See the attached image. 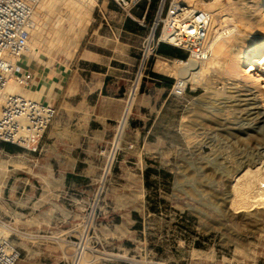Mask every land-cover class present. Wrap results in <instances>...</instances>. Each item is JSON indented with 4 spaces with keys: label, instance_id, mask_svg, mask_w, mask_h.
I'll return each mask as SVG.
<instances>
[{
    "label": "rangeland",
    "instance_id": "1",
    "mask_svg": "<svg viewBox=\"0 0 264 264\" xmlns=\"http://www.w3.org/2000/svg\"><path fill=\"white\" fill-rule=\"evenodd\" d=\"M160 1H150L147 10L143 5L129 17L111 1L96 0L76 42L70 38L79 30L80 15L69 1L44 0L35 7L34 19L41 18L50 28L39 29L38 49L28 46L21 60L66 77L60 92L53 90L55 83L43 101L55 104L57 123L70 111L75 113L82 99H93L91 92L101 85L106 94L122 98L124 109L136 84L137 90L118 145L115 137L112 145L100 150L105 167L95 172L96 183L70 181V192L83 201L36 204V155L13 146L6 150L0 144V228L18 249L16 264H78L81 257L73 258L74 243L82 235L87 248L79 264H264V209L236 213V205L230 203L233 178L245 169L243 165L264 161V124L254 120L264 112L262 83L245 80L238 70L240 74L226 71L220 61L201 84L187 83L182 98L173 96L177 80L155 72L154 64L157 60L185 62L186 55L170 48L168 55L155 53L146 65L141 62ZM170 1L164 0V9ZM211 1L192 0L194 4ZM232 1L221 2L227 20L218 17L215 41L225 38L230 45L239 36L261 38L252 24L260 14L252 13L256 19L250 25L244 17L247 10L241 8L243 1ZM55 7L60 10L56 17L51 14ZM255 68L259 70V65ZM44 77L48 78L46 73ZM231 81L242 85L238 95L252 93L255 98L224 99L230 90L221 87H229ZM33 88L34 84L27 90ZM141 95L152 104L167 102L159 116L158 105L146 113V123L155 122L143 154L134 156L121 151L125 138H132L129 123ZM133 141L126 146L132 148ZM123 160L141 162L143 167L120 166ZM23 178L34 184L11 185Z\"/></svg>",
    "mask_w": 264,
    "mask_h": 264
},
{
    "label": "built area",
    "instance_id": "2",
    "mask_svg": "<svg viewBox=\"0 0 264 264\" xmlns=\"http://www.w3.org/2000/svg\"><path fill=\"white\" fill-rule=\"evenodd\" d=\"M109 1L131 17V13L143 5L147 10L151 0ZM39 2L40 0H0V144L17 147L30 154L39 152L40 141L56 114L55 104L37 102L19 94L6 95L5 90L12 84L25 90L33 82L32 71L20 67V64L28 51L27 25ZM145 12L141 17L142 21ZM212 17V12L195 10L175 0L170 1L164 9V0H161L153 20V28L141 50L142 64L146 65L160 46L184 53L185 62L190 59L199 62L207 60L216 39ZM185 90L186 84L180 80L175 81L172 86L173 96L176 98H182ZM128 148L131 149V146ZM74 245L73 258L78 259L87 248L84 236ZM19 256L11 236L0 237V264H16Z\"/></svg>",
    "mask_w": 264,
    "mask_h": 264
},
{
    "label": "crops",
    "instance_id": "3",
    "mask_svg": "<svg viewBox=\"0 0 264 264\" xmlns=\"http://www.w3.org/2000/svg\"><path fill=\"white\" fill-rule=\"evenodd\" d=\"M170 50L165 46L160 47ZM174 50V49H173ZM176 52V51H175ZM175 52L171 55L175 56ZM22 68H28L32 71L33 82L28 89L39 80L40 75L46 73L48 79L56 83L54 91L59 93L66 77L61 73L50 74L36 63L28 61L27 64H20ZM95 94L93 99L84 98L79 107L70 111L69 116L63 122L53 121L50 128L46 131L39 144V152L36 154V204L44 206L63 200L83 201L77 199L78 195L72 194L70 181L75 179L82 185L87 183L95 184V172L104 170L105 158L103 151H100L104 145H112V141L118 133V127L124 113V102L119 95H108L105 93L104 85L92 91ZM167 99L157 100L153 104L147 102L141 95L138 103L135 105L132 123H129V130L132 132V138H125L122 153H130L134 156L143 154V147L147 146V139L152 131V124L145 117L147 112H153L158 105L159 116L162 107ZM145 120V121H144ZM134 140V141H133ZM129 141L134 142V146L129 149L126 145ZM141 143V145H140ZM62 145L61 149L58 146ZM129 164L133 167L129 169H139L143 164L140 162H119L120 166ZM89 171L94 172L89 176ZM34 180L23 178L17 179L11 185L31 186ZM25 193V190H22ZM43 202V203H42Z\"/></svg>",
    "mask_w": 264,
    "mask_h": 264
},
{
    "label": "bare ground",
    "instance_id": "4",
    "mask_svg": "<svg viewBox=\"0 0 264 264\" xmlns=\"http://www.w3.org/2000/svg\"><path fill=\"white\" fill-rule=\"evenodd\" d=\"M43 1L44 0H42V2H39V5H40V3L42 4ZM67 1H69V3L71 4L70 5L68 3L69 6H72L73 10L76 11V13L80 15V16H78V18H77L78 20L76 21L77 22L76 24H78L79 30L78 31L75 30L76 32H74L70 38L71 41L76 42L81 36L82 28H84V23H86L88 21V18H86V17L89 16L92 9L96 6V0H67ZM176 1L180 2L184 5H188L189 7H192V8L194 6L195 10L212 12L213 13L212 28H213V31L215 33V37L219 34V32H218L219 30H218V28H216L218 26L216 24L218 21V17L220 18V16L221 17L224 16L223 18L225 19V15H227V14H224L221 10L222 0H212L211 2H209L207 4H201L202 2L199 4H194L192 2V0H176ZM224 1L226 4L233 3L232 0H224ZM241 1H243L241 3L243 5L241 8L245 9V11L247 10V12H246L247 14L245 12H243L241 15V18L243 17V15L245 13L246 14V16H244L246 18L245 20L250 21L251 19L254 18L255 13L260 14L259 15L260 18L259 19L254 18L256 20L253 21L252 24L254 25V27H256L258 29V31L261 32V34H259V35H261V38L260 37L259 38H256V37L251 38V36H249V37L239 36L230 45L225 44L226 43L225 38H218L214 42L213 48L211 50V52L212 51L213 52H212L210 58H208L207 60L202 61V62L196 61L194 59H190L187 62H181L178 60H174L171 62V64H168L167 62H165L163 60H157L154 64V71L157 73H160L162 75L173 77L177 81L180 80L184 84L191 83L193 85H199L202 83L203 78L207 74H210L212 72V70L214 71V69L216 67H218V65L221 61L222 64H224L226 71L231 72V73H236V71L238 70L239 72H241V76L244 79L247 78V79L251 80V82H253V84H257V85H260V83H262L261 88L264 89V0H248L246 2H244V0H241ZM47 3L48 2H46V5H47ZM57 4H59V2ZM62 4H64V3H62ZM62 4H61V6H62ZM37 6H38V4H37ZM56 6H58V5H56ZM51 8H52V6H51ZM241 8H240V10H242ZM224 9L226 10V8H224ZM235 9H236V7H235ZM225 10H223V11H225ZM235 11H238V10H235ZM221 12L224 15H220ZM253 12H254V14H252ZM54 13H56V14H54ZM39 14H40V12H39ZM51 14L52 15L54 14V17H56L60 14V10H58V8L55 7L51 11ZM47 15H49V14H47ZM236 15H238V14H236ZM228 16L231 17L232 13L231 14L228 13ZM34 17L35 16H34V12H33V15L30 19V22L27 25L28 46H29L30 50L32 49V47L38 49V47L40 45V37L42 35H40L41 32L39 29L48 30L50 28V26L48 24L42 23L41 18H40V20H41L40 21V20H38V17L36 19H34ZM230 17H228V18H230ZM230 19H228V21ZM221 20H222V18H221ZM225 20H227V19H225ZM240 20H242V19H240ZM33 21H35V22H33ZM237 22H238V19H237ZM241 22H239V23L241 24ZM233 24H235V23H233ZM250 25H251V21H250ZM49 34H51V31L47 33V35H49ZM252 35H257V34H252ZM29 36H30V39H29ZM220 43H223V44H220ZM256 65H259V70L255 68ZM40 78H41V75H40ZM232 83H228V85H230L229 87H221V88H223V90H225V89L230 90L228 92L230 94L225 96L224 99L231 100L234 97H240V96L251 97V99L255 98L252 93H246V94L238 95L237 92L239 90L237 88L242 87V85L240 86L239 83H235V84L234 83L232 84ZM54 84H55V82H52L47 77H44L42 80L39 79V82H37L36 84L34 83V88L31 90H27V89L22 90L19 86L12 84L6 88L5 94L6 95L19 94V95H22V96L27 97L29 99L35 100L37 102H43V101H45V97L51 93V90L54 87ZM136 90H137V84L135 86H133V88L130 91L129 97L127 98L128 101H127L126 111L124 114L123 121L120 124V126L118 127V133L116 135L117 138L115 141V145H118L119 140L121 138V134H122L123 128L125 126V122H126V117L129 113L130 107L132 105L134 96L136 94ZM235 93H236V95H235ZM53 94H54V92H53ZM262 97H264V96H262ZM215 98H217V97H215ZM1 106H2V102H0V108H1ZM254 120H257L258 123H260V124H264V112L259 113ZM262 157H264V156H262ZM247 163H246V165H243V168L245 167V169H243V170L241 169L239 175L238 176L236 175V177H238V178L236 180L233 178L234 183H232V186H231L232 187V191H231L232 197L230 198V203L233 205H236L235 211L238 210L236 213H243L245 211L247 212V210L253 211V209H264V161L254 162V163H250V164H247ZM105 172H107V170H105ZM5 236H7V231L0 228V237H5ZM80 260H82V256L79 259V262L82 263L83 260L82 261H80ZM79 262H78V264H79Z\"/></svg>",
    "mask_w": 264,
    "mask_h": 264
},
{
    "label": "trees",
    "instance_id": "5",
    "mask_svg": "<svg viewBox=\"0 0 264 264\" xmlns=\"http://www.w3.org/2000/svg\"><path fill=\"white\" fill-rule=\"evenodd\" d=\"M154 1L155 0H151V2L152 3H154ZM160 47H162V46H160ZM158 48V51H157V53H159V54H166V55H168V51L166 50V49H161V48ZM166 48H168L169 50H170V47H167V46H165ZM172 49V48H171ZM2 145V147L4 148V149H9L10 147H12V146H10V145H6V144H1Z\"/></svg>",
    "mask_w": 264,
    "mask_h": 264
},
{
    "label": "water",
    "instance_id": "6",
    "mask_svg": "<svg viewBox=\"0 0 264 264\" xmlns=\"http://www.w3.org/2000/svg\"><path fill=\"white\" fill-rule=\"evenodd\" d=\"M116 139V138H115ZM114 143H115V140H114Z\"/></svg>",
    "mask_w": 264,
    "mask_h": 264
}]
</instances>
